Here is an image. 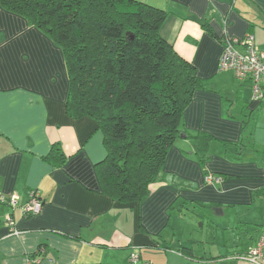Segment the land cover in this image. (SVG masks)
Here are the masks:
<instances>
[{
  "label": "crops",
  "instance_id": "obj_1",
  "mask_svg": "<svg viewBox=\"0 0 264 264\" xmlns=\"http://www.w3.org/2000/svg\"><path fill=\"white\" fill-rule=\"evenodd\" d=\"M137 1L168 12L161 35L211 88L195 91L161 179L131 203L102 193L96 164L107 156L105 135L95 119L67 113L63 49L0 5V192L18 195L20 207L34 190L43 201L33 216L0 203V264H118L133 253L140 264H250L236 255L264 230V111L250 83L218 63L225 34L251 33L264 48V0ZM202 133L212 137L205 161L188 138ZM54 144L64 162L47 159ZM206 171L222 182L207 184ZM195 205L204 208L201 226L215 231L195 241H207L203 253L187 254L182 248L191 243L176 224L182 207L194 215ZM9 212L19 236L9 234Z\"/></svg>",
  "mask_w": 264,
  "mask_h": 264
},
{
  "label": "trees",
  "instance_id": "obj_2",
  "mask_svg": "<svg viewBox=\"0 0 264 264\" xmlns=\"http://www.w3.org/2000/svg\"><path fill=\"white\" fill-rule=\"evenodd\" d=\"M0 5L24 16L63 49L67 113L95 119L105 135L107 156L96 164L102 193L120 203L148 196L181 136L195 91L211 88L210 79L200 78L161 35L168 12L137 0H0ZM127 34L134 38L128 41ZM190 138L205 161L212 137ZM47 159L64 162L63 149L54 144ZM133 254L129 263L118 264H140Z\"/></svg>",
  "mask_w": 264,
  "mask_h": 264
},
{
  "label": "built area",
  "instance_id": "obj_3",
  "mask_svg": "<svg viewBox=\"0 0 264 264\" xmlns=\"http://www.w3.org/2000/svg\"><path fill=\"white\" fill-rule=\"evenodd\" d=\"M222 39L218 70L232 72L238 81L249 82L253 91V99L264 111V48L256 44L255 36L251 33L243 38L229 37L225 34ZM222 180L223 178L216 174L204 175V181L207 184H220ZM0 203L9 205L11 210L21 208L25 216L37 215L43 208V201L38 190L32 191L29 201L21 207L18 203V195L15 193L8 197L0 192ZM5 220L10 235H21L23 231L17 227L12 212L7 213ZM138 258V254H133V262H137ZM236 258L250 264H264V230L257 242L245 252L236 255Z\"/></svg>",
  "mask_w": 264,
  "mask_h": 264
},
{
  "label": "rangeland",
  "instance_id": "obj_4",
  "mask_svg": "<svg viewBox=\"0 0 264 264\" xmlns=\"http://www.w3.org/2000/svg\"><path fill=\"white\" fill-rule=\"evenodd\" d=\"M216 80V77L214 78V81ZM181 134V133H180ZM192 136H189L190 138ZM192 139V138H190ZM194 140V139H192ZM194 208H196V213L193 215L191 211L186 207H182L183 215H181V222L180 224H176L177 228L180 232V235L186 240L187 242L190 241L191 247L185 246L181 247L185 253H190L191 250L197 249L198 252L203 253L204 246L208 245L207 241L202 242V244H199V247H196L195 241L197 240H203L204 238L208 239L207 234H209V238L212 237V233H214L215 228L213 226L208 227L206 224L205 226H201V222L203 221V207L200 205H195ZM205 240V239H204ZM187 245V244H185ZM190 250V251H189ZM197 254V253H195ZM231 258H233V255L228 256V261H233Z\"/></svg>",
  "mask_w": 264,
  "mask_h": 264
},
{
  "label": "water",
  "instance_id": "obj_5",
  "mask_svg": "<svg viewBox=\"0 0 264 264\" xmlns=\"http://www.w3.org/2000/svg\"><path fill=\"white\" fill-rule=\"evenodd\" d=\"M134 38V34H127V40L130 41Z\"/></svg>",
  "mask_w": 264,
  "mask_h": 264
}]
</instances>
